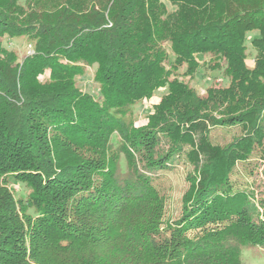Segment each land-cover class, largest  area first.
Masks as SVG:
<instances>
[{"label": "trees", "instance_id": "16d2710c", "mask_svg": "<svg viewBox=\"0 0 264 264\" xmlns=\"http://www.w3.org/2000/svg\"><path fill=\"white\" fill-rule=\"evenodd\" d=\"M18 35L34 42L22 60L3 45ZM183 64L229 85L198 95ZM87 65L96 94L77 84ZM162 86L136 127L126 115ZM258 152L264 0H0V264H244L242 245L264 247V211L233 176ZM179 158L189 187L165 222L154 173Z\"/></svg>", "mask_w": 264, "mask_h": 264}, {"label": "rangeland", "instance_id": "374dc122", "mask_svg": "<svg viewBox=\"0 0 264 264\" xmlns=\"http://www.w3.org/2000/svg\"><path fill=\"white\" fill-rule=\"evenodd\" d=\"M3 45L12 51H15L19 60L31 54L34 51V42L29 40L25 35L14 37H3ZM255 51L248 49L247 65L250 68L255 67ZM201 67V72L196 71L193 74L186 73L187 65L183 64L177 70L180 81L195 91L198 95H206L209 88L226 87L229 85V79L222 78L221 69L216 67ZM96 65H87L83 74L77 76V84L83 90L91 93H97V82L95 81ZM48 76V72L46 73ZM42 80L46 77L41 76ZM167 93V87L162 86L155 93L132 106L126 118L133 121L136 127H141L149 123V118L153 116L156 107L161 103L164 94ZM212 138L214 141L226 143L233 140L235 136L243 133L240 126L229 127L226 129H213ZM119 137L114 135V140ZM118 147L117 144L114 148ZM123 158V156H122ZM192 165L184 158H179L171 163L170 168L160 170L154 173L155 184L166 197V208L164 213V221H174L181 217L183 202L182 197L189 187L187 180L188 173L192 170ZM236 173L233 176L234 182L238 183L236 188L251 190L254 193V199L264 211V158L261 153H253V155L244 162H239L236 166ZM11 188L16 192L17 196L24 192H28L23 185L14 183ZM241 257L244 264H264V247L252 246L244 244L241 246Z\"/></svg>", "mask_w": 264, "mask_h": 264}, {"label": "built area", "instance_id": "2783aa9c", "mask_svg": "<svg viewBox=\"0 0 264 264\" xmlns=\"http://www.w3.org/2000/svg\"><path fill=\"white\" fill-rule=\"evenodd\" d=\"M33 52H34V51H33ZM33 52H32V53H33Z\"/></svg>", "mask_w": 264, "mask_h": 264}]
</instances>
